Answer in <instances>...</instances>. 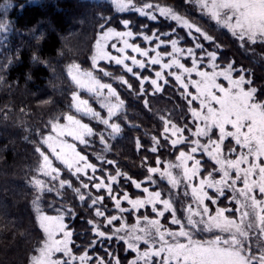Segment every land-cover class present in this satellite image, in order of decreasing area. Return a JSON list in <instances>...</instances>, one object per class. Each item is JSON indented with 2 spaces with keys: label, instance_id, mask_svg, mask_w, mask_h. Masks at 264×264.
I'll use <instances>...</instances> for the list:
<instances>
[{
  "label": "snow or ice",
  "instance_id": "obj_1",
  "mask_svg": "<svg viewBox=\"0 0 264 264\" xmlns=\"http://www.w3.org/2000/svg\"><path fill=\"white\" fill-rule=\"evenodd\" d=\"M188 2L218 26L227 28L241 42L242 47L258 43L264 45V0ZM112 3L119 12L135 11L152 21L158 19L155 13L159 12L160 16L187 29L188 35L194 37V47H180L182 37L174 28L169 32H152L150 29L147 33L139 29L133 31L131 21L125 19L122 21L124 30L106 28L100 33L92 58V70H83L76 64L68 67L72 82L107 110V118L95 111L88 99L73 92L70 107L80 118L65 114L63 119L66 123L62 124L59 118L50 121L49 134H41L39 146L35 149L41 162L32 184L37 192L33 203L44 238L34 250L29 264H112L113 261L114 264H121L114 254L106 261L103 258H93L87 250L95 248L101 240H112L113 234L126 244L129 252L135 253L129 264H264V242L259 243L255 251L252 248V241L264 236V100L257 97L256 88L245 87L252 83L246 75L233 76L237 71L233 63L223 67L217 63V53L205 47L204 42L217 49L220 45L199 24L190 22L172 8L161 7L147 0L143 3H138L137 0H112ZM101 27L103 29L105 26ZM147 27L142 26L144 29ZM6 28V24L0 23V30ZM138 38L154 46L146 48L135 43ZM109 47L112 51H109ZM181 58L190 61L191 67L181 62ZM100 61L120 66L123 72L139 81V87L133 88L124 75H115L99 66ZM205 63L211 71L202 70ZM153 65L167 70L166 75L160 70L155 71V78L142 75L143 70ZM97 71L103 77L126 86L129 92L135 91L137 96L147 95L145 82L150 83L154 92H160L162 86L159 81L168 84L167 77H173L191 106L194 131L191 126H178L168 119L163 120L164 143L170 140L171 148L178 151L175 162L164 164L163 170L157 166H148L147 179L143 182L127 176L118 168L102 179L106 169H98L94 162L89 161L86 153L78 150V145L89 147L91 141L88 138L96 135L93 127L82 122L83 117L111 129L109 136L121 131L118 123L110 121L120 118L119 112L124 101L113 84L103 82L96 74ZM193 76L198 79H193ZM221 78L227 81V86L218 82ZM190 88L195 89V92L189 91ZM194 102L198 103V108L192 106ZM145 104L147 106V101ZM169 132L171 136L168 135ZM186 132L190 136L185 135ZM68 137L74 142H69ZM99 138L104 144L103 133L99 134ZM152 140L154 146L149 150L157 153L164 143L155 136ZM178 145H186V150L179 149ZM44 147L63 168L53 166V160L42 150ZM137 147H143L139 141ZM197 153L206 155L215 165L207 175H204V163L197 158ZM97 159L102 164L114 165V161L102 156ZM155 164H162L158 156ZM64 171L69 175L64 176ZM98 171L100 176L96 175ZM156 174L170 186L167 193L156 189L157 180L153 179ZM41 176L48 179L39 178ZM71 177H75V180ZM125 180L142 195L133 198L134 194L130 195L124 188ZM148 184L153 186L152 190L144 186ZM114 185L118 187L114 188ZM182 185V195L189 202L181 216L175 206L176 201L172 198V190L180 192ZM90 186L96 190V195L83 191ZM67 190H71L79 201L90 207L95 217L101 218L100 221H88L95 225L94 236L97 239L90 242L87 249H80V254L74 251L73 233L65 223V216H71L73 209L61 207L56 209L57 215L53 216L44 213L39 207L45 193L55 192L63 199ZM221 198L228 199L233 207L217 206L213 209L211 206L219 205ZM105 200H111L121 215L108 213ZM124 202L131 207L122 206ZM141 209H150V213L154 215L143 214ZM124 213H137L135 221L128 224ZM114 222H119V226L115 227ZM171 225L178 226V230H173ZM102 228H107L108 231ZM200 232L214 235L209 240H198L195 237ZM253 232L258 235L253 237ZM141 245L144 247L141 248Z\"/></svg>",
  "mask_w": 264,
  "mask_h": 264
},
{
  "label": "trees",
  "instance_id": "obj_2",
  "mask_svg": "<svg viewBox=\"0 0 264 264\" xmlns=\"http://www.w3.org/2000/svg\"><path fill=\"white\" fill-rule=\"evenodd\" d=\"M137 2L143 3L144 0ZM147 2L172 8L190 22H195L208 31L220 45L217 49L204 42L205 47L217 53V63L222 67L233 63L237 70L233 76L246 75L252 81L250 86H246L256 88L257 97L264 100V63L253 55V52L264 54V45L258 43L242 47L227 30L214 24L188 0ZM125 19L131 21L133 31L139 29L147 33L150 29L152 32H169L174 28L175 32L184 38L181 43L183 46L193 45V40L175 21L164 18L152 21L135 11L119 12L111 0H0V23L7 25L5 30H0V264H29L34 250L44 238L33 203L37 192L32 180L38 175L36 170L41 162L35 149L39 146L41 134H49L50 121L59 118L63 123L65 114L77 115L70 107L73 92H78L81 98L88 99L90 106L107 118V110L101 108L97 100L87 92L80 91L72 82L68 67L76 64L83 70H92V58L100 33L110 27L124 30L122 21ZM102 25L105 26L103 29ZM143 25L148 27L144 29ZM135 43L146 46L142 38H138ZM188 63L190 62L187 61L186 64ZM99 66L115 75H124L133 88L139 87V81L131 74L123 72L120 66L107 62H100ZM153 67L158 70V67ZM240 69L244 71L240 72ZM96 74L103 82L112 83L124 101L119 112L120 118L110 121L118 123L121 131L109 136L111 129L83 117L82 122L93 127L96 135L88 138L91 141L89 147L78 145V150L86 153L89 161L94 162L98 169H106L102 179L118 168L127 176L143 182L147 179L146 168L157 166V156L163 163L175 159L178 155V151L171 148L169 141L164 143L163 120L157 112H164L163 115H167L178 126L187 125L194 128L190 114L191 106L182 95L183 89L171 77H167L169 83L164 84L159 93L154 92L152 86L146 82L147 95L137 96L135 91L129 92L126 86H121L117 81L103 77L98 71ZM142 75L151 78L152 68L143 70ZM192 106H196L195 103ZM77 118L80 117L77 115ZM100 133L104 134V144L100 142ZM153 136L164 143L157 153L149 150L154 146ZM137 141L143 147L138 149ZM178 148L186 150V145H178ZM42 150L53 160V166L63 168L46 147ZM98 156L114 161V165L102 164L97 159ZM197 158L204 163V175L215 167L205 155L199 154ZM63 175L69 174L64 171ZM96 175L100 176V172ZM39 178L48 179L43 176ZM71 179L75 180V177ZM153 179L157 180V190L165 193L169 191L167 183L160 180L158 175H154ZM123 183L129 194H134L133 198L142 195L130 182L125 180ZM148 186L152 190L153 186ZM83 191L97 194L91 186ZM228 196L231 197L230 194ZM104 203L108 213L117 214L111 200H105ZM175 206L181 215L177 203ZM216 206L232 208L233 204L229 203L228 199L221 198V202ZM39 207L49 215H57L56 209L61 207L73 209L71 216H65V223L73 233V248L77 254H80V249H87L89 243L97 239L94 236L95 225L89 224L88 221H100L101 218L95 217L93 210L79 201L71 190L64 193L63 199L55 192L45 193ZM140 212L151 214L150 209H141ZM136 216L137 213H127V223L132 224ZM116 226H119V222H116ZM102 230L108 231L107 228ZM113 237L110 241L101 240L95 248L87 250L93 258L108 261L114 254L121 264H129L135 253L129 252L124 242L116 239L115 235Z\"/></svg>",
  "mask_w": 264,
  "mask_h": 264
},
{
  "label": "rangeland",
  "instance_id": "obj_3",
  "mask_svg": "<svg viewBox=\"0 0 264 264\" xmlns=\"http://www.w3.org/2000/svg\"><path fill=\"white\" fill-rule=\"evenodd\" d=\"M112 1V0H111ZM138 3H140V2H138ZM161 7H163V6H161ZM138 15H140L138 12H136ZM156 15H157V17H158V19L157 20H159V18H164V19H166L165 17H163V16H160L159 15V12H156L155 13ZM204 15V14H203ZM141 16V15H140ZM204 16H206V17H208L207 15H204ZM209 18V17H208ZM156 20V21H157ZM166 20H170V19H166ZM211 20V19H210ZM214 24H216V22L215 21H213V20H211ZM217 25V24H216ZM179 26V25H178ZM218 26V25H217ZM180 27V26H179ZM219 27H221V26H219ZM110 28H112V27H110ZM221 28H224V27H221ZM113 29H115V28H113ZM225 30H227L231 35H232V33L227 29V28H224ZM117 30V29H116ZM185 30V33H186V35L187 36H189L188 35V30L187 29H184ZM233 36V35H232ZM233 37H235V36H233ZM189 38H191L192 40L194 39V37H192V36H189ZM236 38V37H235ZM237 39V38H236ZM238 40V39H237ZM184 41V38L182 37V39H181V41H180V47H182V48H188V47H194V44L192 45V46H183L181 43ZM239 41V40H238ZM111 42H116V41H111ZM239 43L241 44V42L239 41ZM118 46H121V45H119L118 44ZM146 48H150V47H153V45H148V44H146V46H145ZM168 48H169V51L171 50L170 49V44L168 45ZM109 51H112L111 50V48L109 47ZM197 52H198V50H197ZM253 52V51H252ZM113 54L115 55L116 53L113 51ZM201 55L203 54V53H200ZM253 55H255V56H257L258 57V59L262 62V63H264V54H256V53H254L253 52ZM139 58V57H138ZM142 59V58H141ZM168 59H170V58H168ZM100 62H105V61H100ZM99 62V63H100ZM181 62H185V63H187V61H184L183 60V58H181ZM188 62H190V61H188ZM130 63V62H129ZM153 66H155V67H158V70H160V71H162V72H164L165 73V75H166V73H167V70H163V69H160V67L158 66V65H153ZM153 66H149V68H152V70H153V76L151 77V78H155V71H157V70H155L154 69V67ZM186 66H189V67H191V62L190 63H188V64H186ZM135 70V69H134ZM138 70V69H137ZM202 70H206V71H211V69L210 68H208V66H207V63H205L203 66H202ZM173 71H175V69H173ZM168 77H170V76H168ZM150 78V79H151ZM172 79H174L173 77H171ZM193 79H198V77H195V76H193ZM218 82H220V83H223L225 86H227V81H224L222 78H221V80L220 81H218ZM146 83V82H145ZM147 83H149V82H147ZM159 83L161 84V86H162V88H163V85H164V83H163V81L161 80V81H159ZM150 84V83H149ZM245 87L247 88V86L245 85ZM189 91H191V92H195V89H193V88H190L189 89ZM157 93H159V92H157ZM114 103H115V101H113ZM195 103V102H194ZM195 107H199V105H198V103H195ZM163 110V109H162ZM164 111V110H163ZM164 113V112H163ZM163 113H161L160 111L159 112H157V114L159 115V116H161V118H162V120H164V119H168V120H170L168 117H167V115H163ZM163 115V116H162ZM191 120H192V124H193V118L191 117ZM170 121H172V120H170ZM173 122V121H172ZM63 123H66V121H64ZM62 123V124H63ZM174 123V122H173ZM193 126H194V124H193ZM192 130L194 131L195 130V126H194V128H192ZM214 134H215V130H214ZM54 135V134H53ZM168 135L169 136H171V132H169L168 133ZM185 135H189L190 136V133L189 134H186L185 133ZM172 138H175V137H172ZM68 140H69V142H74V141H72V139H71V137H68L67 138ZM169 142H170V140H169ZM170 144H171V142H170ZM199 154H201V153H197L196 155H199ZM206 156V155H205ZM54 157V156H53ZM207 157V156H206ZM55 158V157H54ZM171 162H175V159H173V160H170ZM170 161H166V162H163L161 165H157V167H160L161 168V170H163V165L164 164H166V163H168V162H170ZM59 162V161H58ZM174 171H177V170H174ZM89 173L91 174V172H90V170H89ZM156 175H158V174H156ZM159 176V175H158ZM217 178H219V176H217ZM145 181V180H144ZM165 181V180H164ZM166 182V181H165ZM167 183V182H166ZM148 185H150V184H148ZM148 185H144V186H148ZM168 185V184H167ZM169 186V185H168ZM149 187V186H148ZM169 188H170V186H169ZM137 190V189H136ZM139 191V190H138ZM182 191H183V185L181 186V191L180 192H177L176 190H172V198L176 201V203H177V206L180 208V213H181V216L184 214L183 213V209H184V207L186 206V204L189 202L188 201V199L187 198H184L183 197V195H182ZM228 194H230V196H231V193L229 192ZM122 206H125V207H131L130 205H127L126 204V202H124L123 204H122ZM213 206V209L215 208V207H217L216 205H212ZM117 211V210H116ZM36 214H37V212H36ZM127 213H124L123 215L125 216ZM49 215V214H48ZM116 215H121L118 211H117V214ZM54 216V215H53ZM37 222H38V224H39V220H38V214H37ZM162 223H163V221H162ZM114 226L115 227H118V226H116V222H114ZM114 226H112V227H114ZM172 227H174V228H172L173 230H178V226H175V225H171ZM42 230V229H41ZM215 234H220V233H215ZM113 235H115V234H113ZM120 235H123V233H121ZM213 233H207V232H200V233H196V239H198V240H209V239H212L213 238ZM258 235V233H256V232H253L252 233V236L253 237H256ZM261 242H264V236H261L260 237V239L259 240H253L252 241V248H253V250L255 251L256 249H257V247H258V244L259 243H261ZM125 246H126V244H125ZM144 247V245H141V248H143ZM126 248H127V246H126Z\"/></svg>",
  "mask_w": 264,
  "mask_h": 264
}]
</instances>
